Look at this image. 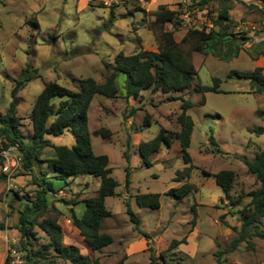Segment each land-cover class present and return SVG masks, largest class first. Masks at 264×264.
<instances>
[{
  "label": "rangeland",
  "instance_id": "374dc122",
  "mask_svg": "<svg viewBox=\"0 0 264 264\" xmlns=\"http://www.w3.org/2000/svg\"><path fill=\"white\" fill-rule=\"evenodd\" d=\"M179 1L124 0L108 7L99 0H0V116L5 115L10 105L11 92L17 81L33 76L25 81V87L18 93V129L28 141L33 133L32 108L45 82L57 80L74 90H79L81 81L88 77L105 82L120 52L129 55L141 47L157 50L160 30H151L148 22L141 20L150 18L149 13L159 5L176 8ZM224 7H231L232 31L238 37L247 36L251 40L238 57L228 61L211 54H193L198 70L193 85H213V79L218 77L222 80L220 89L223 92L205 93V104L200 103L202 95L193 87L170 94L145 90L138 98H127L124 95L126 76L119 73L116 78L118 96L96 95L91 104L88 129L93 150L96 154L109 156L112 176L118 182L117 195L106 199V206L113 215L102 224V231L112 234L114 242L94 253L89 252L100 264H117L121 260L124 264H150L152 255L154 264H217L216 252L230 249L232 241L239 235L240 214L233 212L242 209L251 200L248 193L259 187L244 160H251L264 150V132L254 131L256 127L264 128V115L258 114L259 110L264 111V90L258 93L250 79L228 77V74L234 70L253 71L257 60L259 67H264V0H210L197 7V22L199 25L211 24ZM164 29H173V25L167 23ZM185 32L186 29L178 26L176 39L180 40ZM169 96H181L193 102L188 113L195 125L188 151L194 165L191 182L197 186V191L182 200L166 194L169 189L179 186L175 179L177 171L187 166L179 138H171L170 145L163 143L160 150L149 157L150 166L143 162L138 150V143L152 139L161 127L172 132L180 130L177 116L182 110V100H173ZM58 101L54 100L55 103ZM146 117L149 124L145 123ZM53 119L51 117L49 122ZM101 128L110 129L112 135L95 134ZM211 135L218 146L209 142ZM46 138L51 146L44 148L41 162L32 170L26 171L21 165L10 182L0 170V224L8 231L7 246L0 247V264H8L10 242L20 238L17 209L35 199L38 188L35 178L53 176L47 161L55 155L54 146L76 143L69 130ZM17 154L20 156L19 152ZM128 166L132 168L127 190ZM222 169L237 173L231 197L241 202L235 206L225 197L215 179L204 172L216 173ZM50 180L57 190L53 202L64 211L61 220L69 217L70 206H74L76 214H82V200L96 196L101 186V178L93 174L70 178L68 184L54 177ZM9 184H12L11 191L7 192ZM148 192L162 194L160 208H142L137 204L136 196ZM62 198L67 203L61 201ZM126 202L138 216L141 232L136 230V224L127 214ZM222 215L226 224L222 222ZM34 229L36 248L39 249L49 242V238L39 226ZM260 229L264 231V218ZM143 233L150 235L152 250L148 244L142 246V240L147 242ZM65 235L67 243L75 236L79 239L77 234L69 231ZM182 239L185 240L176 247H170L174 240ZM85 248L90 250L88 246ZM161 251L166 252L165 262L160 257ZM221 259L223 264H264V239L253 236L251 230L245 241L223 253ZM39 264L72 263L54 256L51 251Z\"/></svg>",
  "mask_w": 264,
  "mask_h": 264
},
{
  "label": "trees",
  "instance_id": "16d2710c",
  "mask_svg": "<svg viewBox=\"0 0 264 264\" xmlns=\"http://www.w3.org/2000/svg\"><path fill=\"white\" fill-rule=\"evenodd\" d=\"M145 1L150 2L151 0ZM209 1L192 0L195 11H197V7L200 8ZM230 10L231 7H224L219 11L217 18L211 20V24L207 23L201 25V27L187 29L183 37L177 40L175 31L180 25L178 11L169 8L165 4L159 5L156 10L149 13L150 18L141 20L142 23L148 22L151 30H160L161 36L157 50H148L141 47L137 52L129 55L120 52L115 57L112 73L106 77L105 82L100 83L96 79L88 77L81 81L79 90L67 88L57 80L45 82L32 108L33 133L28 141H25L18 129L20 120L17 116V107L20 103L18 93L25 87V81L30 80L33 76H29L25 81H17L11 92L10 105L5 115L0 116V136L6 140L4 146L18 145L23 169L26 171L32 170L35 164L41 162L44 148L51 146L50 141L46 138L47 135L58 136L63 134L65 130H69L74 134L76 140V143L72 146H54L55 155L47 161L48 166L53 171V176L42 175L40 179L35 178L38 186L35 199L25 203L23 208L17 209L19 215L17 228L20 230V238L17 241L10 242V246L21 251L23 264H39L41 260L48 258L51 251L54 256L72 264H100L99 259L89 252L99 251L114 242L112 234L102 231V224L106 218L113 215L112 211L106 206V199L117 195L118 182L112 176L109 156L107 154H96L93 150L88 124L89 110L95 96L102 95L107 98H116L119 94L116 78L119 73H123L126 76L124 95L127 98H138L141 92L145 90H160L164 94H170L184 92L193 87L196 93L202 95L200 103L205 104V93L223 92L220 90L222 80L215 77L213 85L200 83L193 85V79L198 73L193 54H211L221 60L228 61L238 57L244 45L251 40L247 36L238 37L232 31L234 23ZM111 16L114 18L113 11H111ZM167 23H171L173 29H164ZM228 77L250 79L256 85V92L261 93L264 90V67H256L255 70L250 72L234 70L228 74ZM169 98L182 100V110L177 116L180 130L172 132L161 127L159 133L152 139L140 141L138 150L143 162L150 166L152 163L149 157L158 152L163 143L170 145L171 138L174 136L179 138L187 166L183 170L177 171L175 179L183 181L190 177L194 168L192 157L188 151L195 125L192 116L188 113V110L193 106V102L191 99H184L181 96H169ZM55 99L59 100L58 103L54 102ZM258 114L262 116L264 111L259 110ZM51 117H54V119L49 122ZM145 123H150L147 117ZM254 131L263 133L264 128L256 127ZM95 134L110 137L112 131L108 128H101L96 130ZM209 142L213 146H218V142L213 135L210 136ZM217 150L221 151L219 148ZM125 156L129 161L130 156L127 152ZM244 163L248 172L255 176L259 187L248 193L251 200L242 209L233 212L240 214L241 227L239 235L232 241L230 249L216 252L217 264H223L222 254L237 248L242 241L248 238L251 230L253 236L264 239V231L260 229L264 218V150H260L253 159L244 160ZM3 164L4 158L0 154V166ZM130 170L131 166H128L125 180L127 190L131 182ZM204 172L214 177L231 205L235 206L241 202L240 199L234 201L231 197V191L237 178L235 171L222 169L216 173ZM83 174L99 176L101 186L96 196L82 200L84 202L82 214H76L74 206L68 207V219L78 230L84 244L90 248L88 251H84L82 246L76 243L65 242V235L60 222L64 216V211L53 202L57 190H55L53 182L50 180L51 177H54L68 184L70 178ZM194 191H197V186L186 181L178 187L169 189L166 194L182 200ZM161 195L157 192L140 193L136 196V202L142 208L158 209L161 207ZM60 200L67 203L64 198ZM126 207L131 221L136 224V230L141 232L138 216L128 202H126ZM196 216L197 213H195L194 221ZM221 219L226 224L224 215L221 216ZM36 225L49 238V242L39 249L36 248L37 233L34 229ZM0 230H4V225L0 224ZM143 236L147 239L148 248L152 250L150 235L143 233ZM184 240H174L170 247L174 248ZM249 244L253 247L251 242ZM160 257L165 262L166 252L161 251ZM7 261H9L8 258ZM154 263L155 257L152 255L150 264ZM117 264H124V261L121 260Z\"/></svg>",
  "mask_w": 264,
  "mask_h": 264
},
{
  "label": "built area",
  "instance_id": "2783aa9c",
  "mask_svg": "<svg viewBox=\"0 0 264 264\" xmlns=\"http://www.w3.org/2000/svg\"><path fill=\"white\" fill-rule=\"evenodd\" d=\"M93 1V0H88ZM105 6H112L124 2V0H99ZM178 11L180 27L191 29L201 27L197 22L195 7L192 0H180L175 8ZM5 138L0 136V154L4 158V164L0 166V170L7 176L9 182L11 177L18 171L21 166V157L18 156V145L10 144L4 146ZM12 184H9L7 192L11 191ZM8 264H23V255L17 248L9 247L7 252Z\"/></svg>",
  "mask_w": 264,
  "mask_h": 264
},
{
  "label": "crops",
  "instance_id": "0c3cea01",
  "mask_svg": "<svg viewBox=\"0 0 264 264\" xmlns=\"http://www.w3.org/2000/svg\"><path fill=\"white\" fill-rule=\"evenodd\" d=\"M89 2V1H88ZM155 2V0H153V3ZM171 9H175V8H171ZM244 47H245V45H244ZM253 52L254 53H256L257 52V50L256 49H254L253 50ZM259 66H261L260 65V63H259V61L257 60V67H259ZM221 90V89H220ZM132 168V167H131ZM192 172H193V170H192ZM206 176H209V177H212V176H210V175H207V174H205ZM212 178H214V177H212ZM186 181H189V182H191V176L189 177V178H187V179H184L183 181H178L180 184H179V186L180 185H182L184 182H186ZM191 183H193V182H191ZM194 184V183H193ZM218 185V184H217ZM219 186V185H218ZM200 203L202 204V202L200 201ZM64 217V216H63ZM62 217V218H63ZM61 225H62V227H63V232H64V235H65V232L66 231H69V232H71L73 235L75 234H77L78 236H79V239L75 236V238H74V240H72V239H70L71 241L69 242V243H76V244H78V245H80V246H82V248H83V250L85 249L86 251H88V249L87 248H85V244H84V241H83V239H82V237L79 235V232H78V230L72 225V223L70 222V220L67 218V219H62L61 221ZM0 238H3V241H1L0 242V247H6L7 246V243H8V241H6V239H8V231H6V230H0ZM66 235H65V242H66ZM142 243V246H147V242L145 243L143 240L141 241Z\"/></svg>",
  "mask_w": 264,
  "mask_h": 264
}]
</instances>
